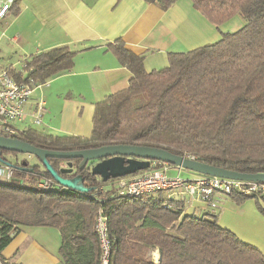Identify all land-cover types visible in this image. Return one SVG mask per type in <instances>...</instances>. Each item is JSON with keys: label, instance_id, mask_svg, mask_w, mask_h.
I'll return each instance as SVG.
<instances>
[{"label": "trees", "instance_id": "trees-1", "mask_svg": "<svg viewBox=\"0 0 264 264\" xmlns=\"http://www.w3.org/2000/svg\"><path fill=\"white\" fill-rule=\"evenodd\" d=\"M144 1L166 11L177 0ZM190 1L214 26L237 16L243 25L214 44L169 54L166 67L149 72L144 57L117 39L106 50L131 78L125 89L94 104L89 137L26 127L14 138L57 152L114 145L163 149L226 171L264 174V0ZM16 10L14 3L10 13ZM76 54L67 46L50 49L31 55L21 69L11 67L9 72L18 83L44 85L69 72ZM4 153L16 154L0 151L1 164L13 169L12 181H0L2 264H15L1 253L25 227L57 229L62 264H102L95 230L99 210L108 229V264H264L262 253L220 227L215 215H187L185 203L165 192L118 196L110 188L115 180L102 182L91 174L90 164L78 171L80 160H69L73 171L62 174L68 161L59 159L47 161L64 179L81 176L88 192L71 191L56 182L54 189L42 191L39 183L52 177L39 162L8 163L2 159ZM226 197L236 205L253 200L264 216V189L249 194L233 190ZM152 251L159 254L157 263Z\"/></svg>", "mask_w": 264, "mask_h": 264}, {"label": "crops", "instance_id": "crops-1", "mask_svg": "<svg viewBox=\"0 0 264 264\" xmlns=\"http://www.w3.org/2000/svg\"><path fill=\"white\" fill-rule=\"evenodd\" d=\"M14 3L17 10L0 28V54L16 53L23 61L64 46L77 53L73 68L50 80L44 98L32 95L26 107L29 111L42 100L45 104L42 117L46 118L44 123L42 118L41 125L46 127L45 133L58 136L89 137L94 104L128 86L131 74L106 50L108 44L120 39L129 51L144 57V68L149 72L166 67L169 54L214 44L222 34L235 32L243 25L241 19L234 17L220 27L214 26L193 8L190 0H177L166 11L144 0H14ZM199 176L196 174L191 180ZM169 197L183 201L180 196ZM216 200L218 206L214 210L199 202L183 201L185 214L215 215L220 227L264 256V216L255 202L247 200L236 205L221 195ZM60 244L61 236L55 228L25 227L14 234L1 256L15 264H62Z\"/></svg>", "mask_w": 264, "mask_h": 264}, {"label": "built area", "instance_id": "built-area-1", "mask_svg": "<svg viewBox=\"0 0 264 264\" xmlns=\"http://www.w3.org/2000/svg\"><path fill=\"white\" fill-rule=\"evenodd\" d=\"M14 0H0V21L9 13ZM10 68L0 67V136L14 138L18 130L17 125L29 120L32 124L41 123L45 112V104L42 100L35 103L33 109L27 110L32 94L36 88L33 81L18 83L10 74ZM183 158L196 160L193 156L184 154ZM171 168L167 163L153 161L150 168L130 176L116 179L113 188L118 196L126 198H138L157 192L180 196L185 203L199 202L206 208H217L216 196H226L233 190H243L246 194L263 190L264 187L257 182H243L217 177L199 176L196 180H183L180 176H168ZM179 169V168H176ZM180 170V169H179ZM13 179V169L9 165H0V181L10 182ZM56 186L52 179H45L38 185V189L49 191ZM106 219L99 210L96 217L95 230L98 234L102 264H108L109 242Z\"/></svg>", "mask_w": 264, "mask_h": 264}, {"label": "water", "instance_id": "water-1", "mask_svg": "<svg viewBox=\"0 0 264 264\" xmlns=\"http://www.w3.org/2000/svg\"><path fill=\"white\" fill-rule=\"evenodd\" d=\"M0 151L35 157L58 185L78 193L88 192V189L83 187L81 176L78 175L72 179H64L51 167L47 159L68 161L66 162L67 168L60 169V173L62 174L72 173L73 165L69 160H80L77 166L78 171H82L89 162H96L90 168V172L93 176L99 177L102 182L116 180L148 170L151 162L158 161L201 176L264 183V174L245 175L226 171L222 168L202 164L196 160H189L182 156L173 155L163 149L149 147L114 145L97 149L57 152L34 147L16 138L0 136Z\"/></svg>", "mask_w": 264, "mask_h": 264}, {"label": "rangeland", "instance_id": "rangeland-1", "mask_svg": "<svg viewBox=\"0 0 264 264\" xmlns=\"http://www.w3.org/2000/svg\"><path fill=\"white\" fill-rule=\"evenodd\" d=\"M14 14L11 12L9 13L4 19H2L0 21V28H4L5 24L10 20L11 16H13ZM236 18H238L239 20L241 19L239 16H237ZM230 31V30H229ZM24 60L21 61V56H19L16 53H11L9 55H5V54H0V67L2 68H15V69H20L21 65L23 64ZM59 76V75H58ZM53 79V78H52ZM51 79V80H52ZM50 81L48 83H46V85L40 86L39 88H36L33 92V96L34 95H41L42 98H44L43 94L44 92H48V88L47 86H49ZM52 116H48L47 118H51ZM43 118V117H42ZM46 117L43 118V123ZM42 121V119H41ZM32 127L38 131H43V132H47V129L45 126L41 125V123L39 124H32L29 121L24 122L23 124H19L17 125L18 128L20 127ZM2 159L6 160L8 163H14L16 160L22 161V160H27L29 165H36L38 163V160L33 157V156H28V155H22V154H9V153H4L2 155ZM0 165H1V161H0ZM168 176H176V175H180V178L183 180H191L192 177H195V173L191 172V171H187V170H183V169H175V168H171L170 170H168L167 172ZM4 182V181H3ZM113 187V183L110 185V188ZM106 190V189H103ZM150 256L152 258V260L157 263L159 260V254L156 251H152L150 252Z\"/></svg>", "mask_w": 264, "mask_h": 264}, {"label": "flooded vegetation", "instance_id": "flooded-vegetation-1", "mask_svg": "<svg viewBox=\"0 0 264 264\" xmlns=\"http://www.w3.org/2000/svg\"><path fill=\"white\" fill-rule=\"evenodd\" d=\"M95 163H96V162H89L88 164H90V168H91ZM88 164H87V165H88ZM87 165H86V166H87ZM65 168H67V167H65Z\"/></svg>", "mask_w": 264, "mask_h": 264}]
</instances>
